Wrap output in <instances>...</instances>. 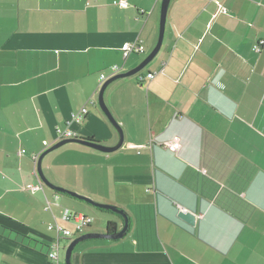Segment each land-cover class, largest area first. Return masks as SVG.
Returning <instances> with one entry per match:
<instances>
[{
	"label": "crops",
	"instance_id": "crops-1",
	"mask_svg": "<svg viewBox=\"0 0 264 264\" xmlns=\"http://www.w3.org/2000/svg\"><path fill=\"white\" fill-rule=\"evenodd\" d=\"M117 1L0 0V264H53L48 225L74 229L63 208L92 217L84 233L123 226L112 211L97 217L84 201L46 192L31 158L59 141L57 129L117 144L99 76L152 51L162 0ZM129 41L144 52L124 57ZM103 97L122 146L67 143L41 168L51 183L122 209L128 228L79 242L71 263L264 264V0H170L156 56ZM172 135L183 141L177 152L162 147ZM39 180L44 193L24 188Z\"/></svg>",
	"mask_w": 264,
	"mask_h": 264
},
{
	"label": "water",
	"instance_id": "water-1",
	"mask_svg": "<svg viewBox=\"0 0 264 264\" xmlns=\"http://www.w3.org/2000/svg\"><path fill=\"white\" fill-rule=\"evenodd\" d=\"M169 2L170 0H162L161 3V12H160V21H159V34H158V40L156 45L154 46V48L152 49V51L143 59V61H141V63H139L136 67L128 70V71H124L121 72L111 78H109L108 80H106L103 85L101 86L99 93H98V105L101 109V111L103 112V114L105 115V117L107 118V120L109 121V123L115 128V130L118 133V142L116 145L114 146H106L101 144L100 142L97 143H89L87 141H84L82 139H62L60 141H57L56 143H54L53 145H51L50 147H48L47 149H45L38 157L37 160V166H36V170H37V175L40 178V180L52 191L55 192H59V193H65L70 195L73 198H76L78 200L84 201L86 203H88L89 205H92L96 208L99 209H103V210H109L112 211L116 214H118L122 220H123V226L120 230L108 234V233H94V232H88V233H84L82 235L77 236L76 238L69 240L70 243L67 246L66 250H65V264H72L71 263V254L72 251L74 249V247L82 241L85 240H90V239H109V240H117L122 238L125 233L126 230L128 228V217L126 215V213L122 210L119 209L118 207H116L115 205H111V204H106V203H100L97 201H94L93 199L79 194L75 191L66 189L64 187L61 186H57L53 183H51L43 174L42 168H41V161L43 159V157L48 154L49 152L67 144V143H78L81 145H85L87 147L96 149L98 151H102V152H113L115 150H117L118 148H120L123 144V131L122 128L120 126V124L115 120V118L113 117L112 113L110 112V110L108 109L105 101H104V91L106 89V87L112 83L115 80L118 79H122V78H126V77H130L133 76L135 74H137L138 72H140L158 53L161 44H162V40H163V36H164V30H165V22H166V15H167V10H168V6H169Z\"/></svg>",
	"mask_w": 264,
	"mask_h": 264
},
{
	"label": "built area",
	"instance_id": "built-area-1",
	"mask_svg": "<svg viewBox=\"0 0 264 264\" xmlns=\"http://www.w3.org/2000/svg\"><path fill=\"white\" fill-rule=\"evenodd\" d=\"M116 4L122 8H125L128 6L127 2L125 0H119L116 2ZM223 13H227V9H222ZM263 44V41L260 40L258 43H256L253 46V51L258 53L261 50V46ZM144 52V47L141 42L139 41H133V42H125L122 46V54L124 57L129 55L130 53H143ZM123 72V69L118 66V65H112L109 68L108 73H102L99 76V89L103 85V83L108 80L109 78ZM156 75V72H151L146 75L148 79L154 78ZM139 79H143V76H139ZM87 110L86 108H82L80 111L77 113H74L71 115V119L68 121L70 123L71 121H80L82 117L86 114ZM56 136L57 140H62L66 138H71L73 136L72 132L66 129H57L56 130ZM182 139L178 135H172L171 138L164 142L162 144V147L167 149L168 151L171 152H177L181 147H182ZM21 154H27L25 150L21 151ZM39 155L38 154H32L31 158L34 162V174L37 175V160H38ZM26 190L30 192H37L41 191L44 193V185L43 183L39 180L37 184H27L24 187ZM47 201V207L50 206V202ZM60 220L63 222H72L74 225V229H66L63 228L58 222H54L52 224L48 225L49 230L56 231L57 237L55 240L51 242L49 245V249L47 251V258L48 260L53 263V264H65V259L63 258L62 251L65 249H62L59 243V240L61 238H71L76 235H81L83 234L87 227L92 223L93 219L90 216L87 215H80V214H75L70 212L69 209L63 208L60 213Z\"/></svg>",
	"mask_w": 264,
	"mask_h": 264
},
{
	"label": "rangeland",
	"instance_id": "rangeland-1",
	"mask_svg": "<svg viewBox=\"0 0 264 264\" xmlns=\"http://www.w3.org/2000/svg\"><path fill=\"white\" fill-rule=\"evenodd\" d=\"M42 171L45 174L46 178L49 180L50 179V173H49V171L44 166H42ZM45 191L48 192V193H51L52 192L48 187L45 188ZM91 209H92V212L95 213V215L97 217H100L102 215L99 210H97L95 208H91ZM111 215H115V214H111ZM115 217H116V215H115ZM69 243H70L69 239H63L61 241L62 246L65 247V249L62 251V255H63V258L64 259H65V250H66L67 246L69 245Z\"/></svg>",
	"mask_w": 264,
	"mask_h": 264
},
{
	"label": "trees",
	"instance_id": "trees-1",
	"mask_svg": "<svg viewBox=\"0 0 264 264\" xmlns=\"http://www.w3.org/2000/svg\"><path fill=\"white\" fill-rule=\"evenodd\" d=\"M82 140L87 141L89 143H97V142H99V141H96V140H94L92 138H87V139H82ZM94 208L97 209V210H99V211H104L103 209H99V208H96V207H94ZM116 231H117L116 223H114V222H108L107 223V226H106V233L111 234V233H114Z\"/></svg>",
	"mask_w": 264,
	"mask_h": 264
}]
</instances>
